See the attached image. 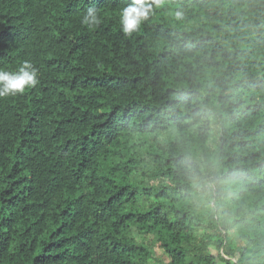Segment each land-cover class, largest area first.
Wrapping results in <instances>:
<instances>
[{"label": "trees", "instance_id": "1", "mask_svg": "<svg viewBox=\"0 0 264 264\" xmlns=\"http://www.w3.org/2000/svg\"><path fill=\"white\" fill-rule=\"evenodd\" d=\"M130 3L0 0V264H264V0Z\"/></svg>", "mask_w": 264, "mask_h": 264}, {"label": "clouds", "instance_id": "2", "mask_svg": "<svg viewBox=\"0 0 264 264\" xmlns=\"http://www.w3.org/2000/svg\"><path fill=\"white\" fill-rule=\"evenodd\" d=\"M159 3L160 0H132V3L119 12L120 30L126 36H131L151 14L153 6H158ZM179 17L180 13H177V18ZM81 23L89 28L100 25L101 21L94 7L87 8ZM39 82L38 69L30 60H25L14 72L0 71V97L22 94L27 88L35 87Z\"/></svg>", "mask_w": 264, "mask_h": 264}]
</instances>
